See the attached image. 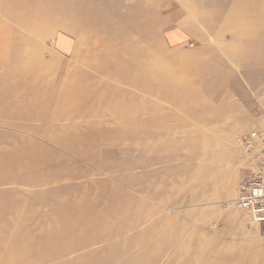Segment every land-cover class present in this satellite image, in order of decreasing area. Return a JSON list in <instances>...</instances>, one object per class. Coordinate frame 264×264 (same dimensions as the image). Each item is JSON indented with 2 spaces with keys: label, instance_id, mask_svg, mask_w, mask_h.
<instances>
[{
  "label": "rangeland",
  "instance_id": "374dc122",
  "mask_svg": "<svg viewBox=\"0 0 264 264\" xmlns=\"http://www.w3.org/2000/svg\"><path fill=\"white\" fill-rule=\"evenodd\" d=\"M110 1L116 10L102 16L94 14L98 8L91 3L72 10L79 17L65 32L45 21L37 23L27 36L32 45L30 60L44 66L34 71L31 85L48 94L63 87L76 89L64 101L74 104V112L66 111L53 124L45 121L50 131L41 134L33 129L44 125L42 122L1 119L0 148L9 155L18 151L16 147L43 159L51 155L49 164L37 170L43 174L47 167L62 170L65 165L74 179L47 186L33 179L29 187L21 183L28 176L26 171L1 169L0 236L12 238L29 230L35 240L49 234V238L54 237L51 228L58 217L79 210L73 206L59 208L70 196L79 197L88 190L107 192L112 183L136 197L127 207L139 216L149 214V222L138 228L146 238L139 242V246L145 245L142 251L113 264H127L139 257L145 258L140 264H264V224L252 222L246 212L238 210L233 203L234 192L228 194L224 189L231 171L237 173L236 188L251 172L235 144L236 137L264 131V6L252 8L250 0ZM210 1L217 5L211 6ZM8 8L0 12L2 24L24 12ZM251 19L259 24L250 28L247 24ZM117 30H121L118 36L137 37L145 52L132 54L131 59L116 66V71L108 73L113 74L110 77L96 72V68L106 69L115 58L118 63L127 52L114 42ZM246 31L250 32L239 35ZM170 35L178 41H169ZM185 44L193 46L187 48ZM135 60L140 62L139 73L132 75L139 79L137 84L114 83L113 79L130 75ZM210 71L214 75L206 77ZM77 73L86 75V87L101 84L114 90L85 96L74 78ZM42 74L46 82L35 84ZM119 89L126 94L118 93ZM130 94L135 96L131 99L134 104L146 106L147 115L157 119L167 116L161 121L165 132L150 138L146 146H131L125 139L116 141L115 135L105 132L114 127L117 102L129 104ZM61 132L80 135L82 142H72L70 147L78 149L82 158L51 143L50 137L57 135L68 139ZM99 163L106 168L105 173L119 167L121 180H132L133 187L145 196L104 176L95 167ZM125 163L133 166L124 169ZM2 165L11 166L6 162ZM73 187L77 188L75 193L70 192ZM50 189L62 190L49 193ZM79 234L82 240L87 231ZM13 243L6 238L0 242L1 264H23L26 259L56 250H47L42 242L29 249L15 248L13 253L19 260L14 262L9 259ZM148 245L153 248L144 252ZM97 247L75 252L74 257ZM2 250L8 253L3 255ZM102 260L103 256L79 257L75 264H99Z\"/></svg>",
  "mask_w": 264,
  "mask_h": 264
},
{
  "label": "bare ground",
  "instance_id": "6f19581e",
  "mask_svg": "<svg viewBox=\"0 0 264 264\" xmlns=\"http://www.w3.org/2000/svg\"><path fill=\"white\" fill-rule=\"evenodd\" d=\"M32 3L34 4L31 6ZM87 3L97 6L98 11L94 12V14L98 16L116 10L115 7L112 6L113 3L110 0H67L65 3H63L62 0H0V12H6L9 10V6L15 7L10 11H16L17 9L24 11L20 13V16L14 14L3 24L0 22V120H12V118L16 117L30 123L32 121L42 122L44 125H40V127L33 129L34 133H40V131H50L45 121L47 124H53L59 120L60 117L65 116L67 113L66 111L74 112L72 109L74 104H65L64 101L71 96L76 89L63 87L57 92L50 91L48 94L46 90H40V88H34L31 85L30 77L36 75L34 71L41 69L43 65L40 64L36 66L34 62L30 60L29 52L32 45H30L27 36L29 33L31 34L33 32V28H35L37 23L42 24L45 21L53 24L56 29L59 28L65 32V28L79 17V13H73L72 10ZM210 5L215 7L217 2L210 1ZM263 6L264 0H250V7L252 8H261ZM68 13L72 15H68ZM258 24V20L252 23L251 19V22L247 25H250L249 27L251 28V26H257ZM135 27L136 31H138L137 26ZM84 32L87 34L89 33L87 30ZM120 32L121 30L114 31L113 36H115V40H113L116 43H120V45L126 49L127 52L120 57L123 59H118L119 62L117 63L114 57L115 60L111 61L106 69L96 68V72L106 73L108 76L112 77L113 74L110 75L108 73L116 71L117 65H121L125 61L131 59L130 57L132 54H142L145 52V47L137 42V37L131 39L128 35L118 36ZM249 32L250 31L240 32L241 34L239 33V35H245ZM120 37H123V39L120 40ZM7 48L10 49L7 50ZM75 52L76 46L73 49V53ZM135 62L133 68L128 71L130 75L124 78H115L113 79L114 83L117 85L120 83L126 84L127 86H134L137 84L139 79L137 76L132 75L138 72L140 62L138 60H135ZM91 65L95 66V63L92 62ZM213 75L214 73L210 71L205 76L212 77ZM74 78L77 79L76 83L80 82L78 85L82 88L81 92L85 96H88L89 93L103 94L106 91L114 90V88L109 85L103 86L101 84H96L95 86L89 85V87H86L83 83L86 75L82 73H77ZM45 82V75H43L42 79L39 78V80H35V84L38 83L40 86ZM117 92L126 94V92H123L121 89ZM134 97L135 96L130 94L129 104L127 105L117 102V105L114 107L115 116L112 118V122L114 124L113 128L117 127L118 129H105V132L115 135L114 138L116 141L125 139L131 146L135 144H143L146 146L150 138L156 139L160 136L159 132H165V128H162L161 121L167 116L164 115V118L157 119L154 116L147 115L144 109L146 106L144 104L140 103L136 105L131 101V99L134 100ZM82 113L85 115L87 112L82 111ZM21 128L23 129L22 126ZM28 129L30 130L31 128L28 127ZM55 132L59 133L58 131ZM61 134L66 135L68 139L57 135L50 137L51 143L56 145L57 149L60 151L62 148L71 155L82 158V156L78 154L80 153L78 149L75 150L70 147L72 142H82L78 139L80 135H68L63 132H61ZM14 150L18 151L9 155L2 147L0 148V171L1 169L6 170V172L15 171L17 169L23 172L26 171L28 176L21 179V183H24L26 186H29L33 179L39 180L40 185L46 186L54 185L64 179H74L69 167L65 165L62 170L47 167L43 174L37 170L41 165L46 166L49 164L51 155L43 159L42 157H37L35 154L22 152L23 150L21 147H16ZM4 162L11 166L6 168L5 165H2ZM20 162L22 163L19 165ZM15 165L16 168H14ZM124 166V169L129 170L133 165L125 163ZM95 167L112 181H116L121 185L123 184L129 188L130 191L145 196L142 191L133 187L132 180L123 177L121 180V177L118 175L120 172L119 170H121L119 167L117 169L112 168L111 170H107L106 173L104 172L106 169L104 165H100L99 163ZM236 177L237 173L233 171L226 177V186L224 188L226 193L229 194L230 192H234V195H236L237 188L236 186L234 187ZM5 178L6 175L2 177V180ZM6 183L8 182H5V184ZM73 188L75 189L71 190V193H73V191L75 193L77 189L76 187ZM110 188L111 190L107 192H91L88 190L86 192H81L82 194H79V197L70 196L59 208L68 210L70 208H66V206H73L79 210L77 213H69L66 216L61 215L58 217L51 228L54 237L49 238V236H52L49 234L42 238L44 240H35L30 236L29 230L25 233L21 231L19 236H14L12 238L9 235H7L8 237L0 236V242L3 241L4 238L12 239L14 242L12 248L9 249V253L12 254V257L9 259H13L14 262L19 260V255L14 254L13 249L19 247H26L29 249L41 242L44 243L46 247L48 246L47 250L50 247L56 250L49 254H42L37 257L34 256L33 259H26L23 264H75L79 257H81V260H85L94 256H103V260L99 264H113V262L117 261L120 263L125 257L142 251V247L145 245L139 246V242L146 240V238L138 233V228L149 222V214L147 213L139 216L135 210L126 206L128 202L136 199L134 195L121 191L118 186L112 183ZM61 190L62 189H50L48 192L59 193ZM83 229L87 231V234L80 240L79 232ZM94 246H98L94 251H87L79 254V257H74L75 252ZM148 248L151 249L153 247L152 245H148L145 250L143 249L144 252L148 251ZM2 252L3 255L8 253L5 250H2ZM144 252H141L142 255ZM61 259L66 260L63 262H56ZM137 259L138 261H128L127 264H134V262L140 264L145 258L139 257ZM2 264L8 263L5 262Z\"/></svg>",
  "mask_w": 264,
  "mask_h": 264
},
{
  "label": "built area",
  "instance_id": "2783aa9c",
  "mask_svg": "<svg viewBox=\"0 0 264 264\" xmlns=\"http://www.w3.org/2000/svg\"><path fill=\"white\" fill-rule=\"evenodd\" d=\"M235 144L241 148L251 172L239 181L233 203L252 222L264 224V131L239 134Z\"/></svg>",
  "mask_w": 264,
  "mask_h": 264
},
{
  "label": "crops",
  "instance_id": "0c3cea01",
  "mask_svg": "<svg viewBox=\"0 0 264 264\" xmlns=\"http://www.w3.org/2000/svg\"><path fill=\"white\" fill-rule=\"evenodd\" d=\"M168 39H169V41H171L172 43L178 41V40L176 39V37H174V35H170V36H168ZM185 46H187V44H185Z\"/></svg>",
  "mask_w": 264,
  "mask_h": 264
}]
</instances>
